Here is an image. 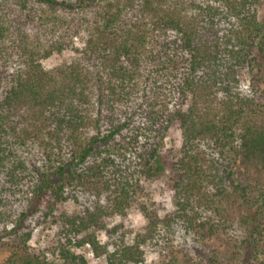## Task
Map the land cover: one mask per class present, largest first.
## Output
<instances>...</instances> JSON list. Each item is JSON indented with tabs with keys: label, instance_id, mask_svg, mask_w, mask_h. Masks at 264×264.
<instances>
[{
	"label": "trees",
	"instance_id": "16d2710c",
	"mask_svg": "<svg viewBox=\"0 0 264 264\" xmlns=\"http://www.w3.org/2000/svg\"><path fill=\"white\" fill-rule=\"evenodd\" d=\"M262 6L0 0V249L8 253L1 264H51L29 245L21 202L44 204L43 215L54 218L48 230L64 264H86L78 252L86 247L107 264H264V100L238 89L246 67L252 86L264 83ZM89 8L94 14L78 16ZM77 37L78 59L43 67ZM172 128L182 140L174 156L164 148ZM29 145L37 160L23 155ZM154 181L173 189L172 212L145 213L146 226L128 244L121 226L108 229L104 218L125 215ZM77 188L96 198L77 213H56ZM236 198L240 239L228 233ZM178 223L205 248L167 244Z\"/></svg>",
	"mask_w": 264,
	"mask_h": 264
},
{
	"label": "rangeland",
	"instance_id": "374dc122",
	"mask_svg": "<svg viewBox=\"0 0 264 264\" xmlns=\"http://www.w3.org/2000/svg\"><path fill=\"white\" fill-rule=\"evenodd\" d=\"M259 15L264 14V0L263 6L261 9L258 10ZM93 8H89L83 12V14H78L79 17H83L86 15H92ZM94 14V13H93ZM32 28V29H31ZM26 32L32 34V36L39 37L44 43L52 41V37L49 34H45L44 32L40 31L39 29L35 28L33 25H27L25 27ZM30 29V30H29ZM71 42V43H69ZM66 43L70 45V48L65 49L62 53L57 54L53 53L51 56L42 60L43 67L47 70L52 69L57 66L65 65L71 63L75 59H78L79 54L73 48H80L83 41L80 38H73L71 41L66 39ZM9 68L12 67L13 64H8ZM238 89L241 93L255 97L256 99L264 100V83L255 84L252 86L250 81V76L248 73L247 67L242 69L241 72L238 74ZM31 136L27 138V143L30 144ZM181 135L180 131L177 128H172L170 133L168 134L167 138L165 139V151L168 154L175 155L177 151L181 147ZM28 147H30L28 149ZM28 147L23 149V155L28 159L37 160V147L35 145H29ZM39 151V150H38ZM96 197L86 191L83 188H77L75 191H69L67 195V200L58 207L59 213L62 209L70 212V213H77L79 212L84 205L89 204L91 201H94ZM173 198H174V191L173 189L162 183L160 181L148 182L144 184V191L138 192L131 205L125 215H112L109 217H105L104 221L107 225L108 229H111L115 226H121L120 233H122L125 237L126 243H132L133 238L137 233L143 231L144 227L147 224V219L145 217V213H155L158 217L162 218L165 215L172 212L173 208ZM22 202L19 204L18 209L20 211H29L27 214L29 216V230L31 233V237L29 240V245L34 248V250L41 255H44L45 259L51 264H64L58 256L55 254L54 248L56 244V236L50 230H48L49 223H52L53 217L43 215L44 204L38 205L34 207L26 206V202L23 206H20ZM238 204L239 198L233 206V220L232 225L229 221V225L233 226L232 231L228 230V233H232L235 231V235L240 239L241 236L245 235L244 227L241 226L240 217L238 214ZM142 207L145 209L142 210ZM254 209L251 210V213ZM206 216L203 215L202 218ZM55 227V226H54ZM173 233H170L166 243L170 241V243L175 247V250L183 252L184 250H191L192 247L195 246H203L201 239L196 236V234L191 231H185L182 224L178 223L175 226ZM55 231V230H54ZM227 231V230H226ZM98 238L101 242H104L106 239V235L104 233H100ZM40 240V241H39ZM39 243V244H38ZM220 243L215 244V247L218 248ZM204 247V246H203ZM205 248V247H204ZM79 253L84 255L86 258V264H107L106 258L104 255L95 257L88 247L79 250ZM8 253L5 249H0V264L3 260L7 257ZM155 254H150L147 257V260H151L154 257L156 258Z\"/></svg>",
	"mask_w": 264,
	"mask_h": 264
},
{
	"label": "bare ground",
	"instance_id": "6f19581e",
	"mask_svg": "<svg viewBox=\"0 0 264 264\" xmlns=\"http://www.w3.org/2000/svg\"><path fill=\"white\" fill-rule=\"evenodd\" d=\"M40 241V240H39ZM39 244V243H38Z\"/></svg>",
	"mask_w": 264,
	"mask_h": 264
}]
</instances>
